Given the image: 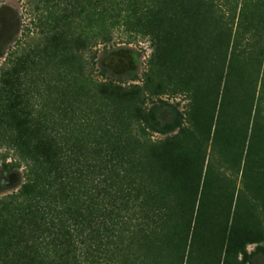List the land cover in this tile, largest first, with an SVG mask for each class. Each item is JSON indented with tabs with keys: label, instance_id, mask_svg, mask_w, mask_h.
<instances>
[{
	"label": "trees",
	"instance_id": "trees-1",
	"mask_svg": "<svg viewBox=\"0 0 264 264\" xmlns=\"http://www.w3.org/2000/svg\"><path fill=\"white\" fill-rule=\"evenodd\" d=\"M38 2L42 41L0 66V161L24 177L0 197V264H185L240 0ZM83 25L146 38L145 84L94 81L62 49Z\"/></svg>",
	"mask_w": 264,
	"mask_h": 264
},
{
	"label": "rangeland",
	"instance_id": "rangeland-1",
	"mask_svg": "<svg viewBox=\"0 0 264 264\" xmlns=\"http://www.w3.org/2000/svg\"><path fill=\"white\" fill-rule=\"evenodd\" d=\"M40 8L38 0H0V66L42 41ZM93 33L75 27L63 51L81 56L91 78L113 91L142 87L153 55L149 41L130 38L123 27L111 30L108 42ZM130 95L121 92L124 101ZM162 99L180 111L188 103L180 95ZM151 104L153 96L145 107ZM170 115L165 107L158 118ZM23 181L22 168L4 171L0 161V197ZM185 264H264V0H240Z\"/></svg>",
	"mask_w": 264,
	"mask_h": 264
}]
</instances>
